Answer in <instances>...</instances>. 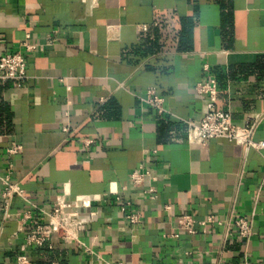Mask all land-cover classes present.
<instances>
[{
    "label": "crops",
    "instance_id": "1",
    "mask_svg": "<svg viewBox=\"0 0 264 264\" xmlns=\"http://www.w3.org/2000/svg\"><path fill=\"white\" fill-rule=\"evenodd\" d=\"M18 51L25 78L0 80V264H17L24 214L46 221L64 189L101 196L79 209L81 244L53 235L29 264H264V149L191 144L187 124L207 112L196 85L214 78L216 107L238 126L260 116L264 141V0H0V55ZM149 88L166 113L142 100ZM134 170L149 172L141 187ZM8 172L25 198L3 199ZM183 214L221 223L188 234ZM242 216L249 239L232 225Z\"/></svg>",
    "mask_w": 264,
    "mask_h": 264
},
{
    "label": "built area",
    "instance_id": "2",
    "mask_svg": "<svg viewBox=\"0 0 264 264\" xmlns=\"http://www.w3.org/2000/svg\"><path fill=\"white\" fill-rule=\"evenodd\" d=\"M147 30V26L142 27ZM26 51L35 49L34 45L28 43L23 44ZM28 64L27 55L21 51L9 52L0 55V80L14 79L20 80L26 76V68ZM196 91L208 98L207 112L199 120H189L188 124V142L206 146L212 139H225L246 149L262 150L264 149V141L254 139L255 130L260 122V116L249 119L243 126L233 123L230 112L220 110L216 107L218 96L217 80L200 82L196 85ZM148 105L157 110L158 113L164 114L167 109L164 106V98L158 94L155 88H149L146 95L142 98ZM65 130H67L65 128ZM92 141L85 140L84 143L89 145ZM21 146L13 144L7 150L9 157L20 152ZM12 165L10 164V169ZM149 172H140L134 170L129 176V185L133 187H141L145 177ZM2 197L6 201L13 197L25 198L24 190L12 181L10 172L2 178ZM260 188L264 190V175L261 180ZM125 189V188H124ZM116 196L118 201L121 200L117 191L109 192ZM142 193L148 194L154 198L156 190L154 188L143 189ZM107 195V194H105ZM70 192L64 189L59 194L52 207L44 212L46 221L42 222L26 212L23 218H31L32 226L25 238V242L21 247V253L17 256V264H29L27 251L31 247H42L51 239L53 235L58 236L65 243L81 244L80 233L85 230L88 221L82 219L79 214L80 208H88L93 201H99L100 195L94 196H77L73 201H69ZM131 202L127 201L122 206V211L126 213L128 222L133 225L142 221L141 215L135 211H128ZM169 209V206H166ZM221 223L214 216H209L204 220H197L190 214H183L177 220V230L184 231L188 234H195L199 227H203L209 223ZM232 225L236 228L237 234L242 239H249L252 235L253 220L247 216L236 218ZM109 264H123L122 262H111Z\"/></svg>",
    "mask_w": 264,
    "mask_h": 264
}]
</instances>
